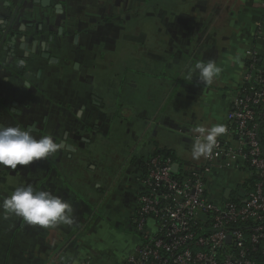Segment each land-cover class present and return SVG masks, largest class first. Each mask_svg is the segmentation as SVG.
<instances>
[{
	"label": "crops",
	"instance_id": "obj_1",
	"mask_svg": "<svg viewBox=\"0 0 264 264\" xmlns=\"http://www.w3.org/2000/svg\"><path fill=\"white\" fill-rule=\"evenodd\" d=\"M263 2L0 0V23L12 21L6 38L0 27V125L62 145L46 160L0 169V199L32 184L71 203L74 216L50 228L0 217V264L136 256L144 165L161 152L175 173L189 169L201 159L191 157L192 129L227 125L246 51L264 67ZM209 60L222 69L211 85L189 78Z\"/></svg>",
	"mask_w": 264,
	"mask_h": 264
},
{
	"label": "built area",
	"instance_id": "obj_2",
	"mask_svg": "<svg viewBox=\"0 0 264 264\" xmlns=\"http://www.w3.org/2000/svg\"><path fill=\"white\" fill-rule=\"evenodd\" d=\"M258 61V52L246 51L225 140L217 139L207 158L176 173L169 157L157 153L146 161L132 217L139 244L125 264H264V67Z\"/></svg>",
	"mask_w": 264,
	"mask_h": 264
},
{
	"label": "clouds",
	"instance_id": "obj_3",
	"mask_svg": "<svg viewBox=\"0 0 264 264\" xmlns=\"http://www.w3.org/2000/svg\"><path fill=\"white\" fill-rule=\"evenodd\" d=\"M222 69L209 60L197 62L189 72L201 83L211 85L219 76ZM83 115L79 110L78 118ZM192 131L197 135L191 146V157L207 158L217 144V138L225 134L224 124H214L211 127L195 126ZM62 145L56 143L50 135H43L37 139L30 130L20 127L0 125V169L16 170L17 166H28L34 161L46 160L56 154ZM22 219L29 226L50 228L58 225H72L74 223L73 206L61 196L51 191L35 190L32 184H21L0 199V217Z\"/></svg>",
	"mask_w": 264,
	"mask_h": 264
},
{
	"label": "water",
	"instance_id": "obj_4",
	"mask_svg": "<svg viewBox=\"0 0 264 264\" xmlns=\"http://www.w3.org/2000/svg\"><path fill=\"white\" fill-rule=\"evenodd\" d=\"M11 24H12V21H11L9 24H6V25H5L4 23H0V27H1V28H5L4 38H6V36L8 35L9 30H10V28H11ZM12 42H14V39H12ZM45 57H46V56H45ZM176 168H177V165L174 164V167H173V171H174V172H175ZM229 193H230V190H229V189H226L225 192H224V195H223V197H224L225 200L228 199V197H229ZM243 193H244V191H243V190H240L239 195H240V196H243Z\"/></svg>",
	"mask_w": 264,
	"mask_h": 264
},
{
	"label": "rangeland",
	"instance_id": "obj_5",
	"mask_svg": "<svg viewBox=\"0 0 264 264\" xmlns=\"http://www.w3.org/2000/svg\"><path fill=\"white\" fill-rule=\"evenodd\" d=\"M113 151H114V153H118L117 150H115L114 148H113ZM181 165L183 166L182 163H181ZM215 183L217 184L218 187H219L220 185L223 184V183H222V180H220V181H215ZM232 196H233V197L235 196V191H233ZM102 246H103V248L108 249V247H107V245L105 244V242L102 243Z\"/></svg>",
	"mask_w": 264,
	"mask_h": 264
},
{
	"label": "trees",
	"instance_id": "obj_6",
	"mask_svg": "<svg viewBox=\"0 0 264 264\" xmlns=\"http://www.w3.org/2000/svg\"><path fill=\"white\" fill-rule=\"evenodd\" d=\"M262 64H261V61H258V63H257V66L258 67H260ZM259 121H260V119H259ZM159 155H161V156H163V157H168L167 155H165V153H158Z\"/></svg>",
	"mask_w": 264,
	"mask_h": 264
}]
</instances>
